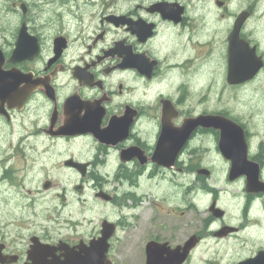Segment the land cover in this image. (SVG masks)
<instances>
[{
    "label": "flooded vegetation",
    "instance_id": "af4514ba",
    "mask_svg": "<svg viewBox=\"0 0 264 264\" xmlns=\"http://www.w3.org/2000/svg\"><path fill=\"white\" fill-rule=\"evenodd\" d=\"M11 8L2 69L31 93L0 99V264H264V106L232 107L264 99V0ZM24 27L39 52L13 60ZM235 32L263 62L236 84Z\"/></svg>",
    "mask_w": 264,
    "mask_h": 264
},
{
    "label": "water",
    "instance_id": "95a60500",
    "mask_svg": "<svg viewBox=\"0 0 264 264\" xmlns=\"http://www.w3.org/2000/svg\"><path fill=\"white\" fill-rule=\"evenodd\" d=\"M26 28L24 27L20 31L19 38L16 42V49L14 50L13 60H16L18 55L28 54L36 55L39 52V45L36 41V38L31 39ZM2 52L0 50V56ZM263 65L260 57L256 56L255 49L250 48L249 44L242 40L238 35V32L233 33L232 42L229 52V81L231 83H241L244 80H247L253 77L260 67ZM20 76L17 73H8L4 72L2 69V63L0 59V99L3 102L12 99H15L23 96V94L29 95L31 90H25L23 92L19 87ZM98 245H94L88 253V264H111L107 260V246L105 247L104 253L103 250L98 248ZM172 252L179 254V249H175ZM183 258H176L174 261L169 259L166 264H180L182 263Z\"/></svg>",
    "mask_w": 264,
    "mask_h": 264
},
{
    "label": "rangeland",
    "instance_id": "374dc122",
    "mask_svg": "<svg viewBox=\"0 0 264 264\" xmlns=\"http://www.w3.org/2000/svg\"><path fill=\"white\" fill-rule=\"evenodd\" d=\"M15 0H0V42L6 44H9L10 41L13 39V34L17 29L18 26V19L16 18V11L13 10L12 3ZM256 87L262 88L258 91L259 95H264V80L261 83H256ZM253 92V91H252ZM256 102L262 107L264 106V99L262 98H257L253 94L249 95H244L243 92L237 91L234 92L233 95V102H232V107L234 108H242L245 107L246 104L249 105V107H254L257 106ZM74 151L80 150L77 148V145H74L73 147ZM48 166L50 164H47ZM55 172V171H53ZM48 175L45 171L39 170V172H36V177L32 181V183L35 185L41 186V183L44 179V177ZM49 175L52 176V171H49ZM76 177L73 178V183L76 181ZM29 187V186H28ZM89 187L93 188V181L89 182ZM9 210L12 208L9 207ZM117 262L114 264H126L127 261H124L122 257H118L116 259Z\"/></svg>",
    "mask_w": 264,
    "mask_h": 264
}]
</instances>
